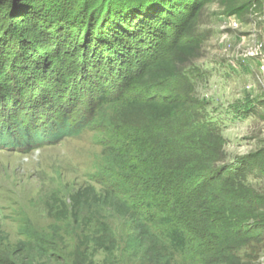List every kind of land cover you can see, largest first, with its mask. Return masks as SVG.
<instances>
[{
  "label": "rangeland",
  "instance_id": "374dc122",
  "mask_svg": "<svg viewBox=\"0 0 264 264\" xmlns=\"http://www.w3.org/2000/svg\"><path fill=\"white\" fill-rule=\"evenodd\" d=\"M34 1L40 5L38 9L35 7L41 16L39 24L44 25L38 26L36 32L42 36L45 32L66 38L62 53L49 50L54 59L63 60L62 64L52 61L60 77L55 76L49 82L53 85L57 78L60 81H65L64 77L69 78L65 87L57 82L58 88H50L42 81L31 82L30 76L26 75L24 83L33 86L19 96L18 88L12 86L10 99H7L9 96L4 95L1 86L6 80L11 85L15 84L9 76L11 68L6 64L2 66V62L5 59V62L15 63L21 59L8 54L4 58L0 56V73L6 72V76H0V136L7 135V143L12 144V148H0V252L19 258L20 248H15L34 240L31 236L35 234L54 237L58 247L53 249L55 256L69 253L70 250L66 251L63 242L56 238L57 235L67 236L69 231L48 217L46 205L49 199L58 197L70 206L69 197L82 187L97 186L99 182L124 187L122 181H117L112 175L118 169L115 168L116 161L109 156L117 140L123 139L125 143L128 138L122 130L115 129L111 121L117 108V86L113 82L122 68L118 60L100 59L99 55L107 48L104 43L97 46V36L100 39L113 38L117 43L116 52L122 51L120 45L123 42L118 37L120 40L126 38L132 48L135 47V43L132 45L135 39L140 44L139 49L148 50L147 39L152 31L135 28L138 22L149 23L148 28L161 24L166 27L174 23V17H179L180 21L189 15L178 30L183 32L175 34L171 31L169 39L164 37V49L174 41H192L198 47L197 57L178 64V79L161 83L162 88L154 87L146 93L138 88L130 90L132 95L141 98L160 96L163 89L177 91L186 106L177 115L173 125L176 128L189 123L195 115L200 117L197 124L203 131H209L214 141L209 144L211 150L208 153L217 157V175H220V181L224 180V183L212 184L214 192L209 197L210 201L216 207L231 208V215L238 221L233 229L225 232L212 259L225 257L229 259L227 264H264V0H184L186 4L175 8L171 5L167 12L160 11H165L161 7H168L166 3L169 0H133L136 2L129 6L126 16L117 19L98 16V25L96 22L92 24L91 20L75 22L71 16L69 20L51 16L55 9L53 1L68 3L70 0ZM172 10L179 13L167 15ZM8 11L9 6L0 5V28L5 27L3 24L8 19ZM121 13L125 15V10ZM104 14L108 13L100 15ZM155 16L158 17L157 23H150ZM10 17L16 27H21L22 21H18L17 16L15 19ZM34 21L32 18L31 23ZM88 27L97 30L96 38L91 41ZM122 28L127 30L122 32ZM22 32L28 34L27 30ZM156 35L154 32L151 38ZM14 37H18L17 34ZM27 39L37 41L33 35H28ZM4 41L7 40L1 38L0 42ZM139 49L131 50V53ZM93 59H100L98 63H101L104 74L99 72L96 75L93 70L87 77L88 65L92 64L90 61L96 62ZM33 65L27 63L25 68L29 71ZM4 78L7 79L3 81ZM86 78L94 81V85L103 81L105 90L115 89L108 102L101 104L98 100L100 91L91 93L89 88L82 86ZM185 83L190 87H184ZM38 87L40 89L36 90ZM27 111L40 117L36 124L27 122ZM212 120L215 122L208 126V121ZM65 123L68 127L81 125L83 130L60 142L33 148L18 143L22 132L37 141L40 131L56 134ZM226 193L233 196L229 203L222 200ZM143 211L155 212L153 208H143ZM84 215L120 227H127L130 222L128 218H118L100 208H90ZM76 241L80 242L79 239ZM7 245L14 250L8 249ZM22 253L23 264H47L49 260L39 263L29 250ZM104 254L102 251V257ZM182 263L190 264L187 259Z\"/></svg>",
  "mask_w": 264,
  "mask_h": 264
},
{
  "label": "trees",
  "instance_id": "16d2710c",
  "mask_svg": "<svg viewBox=\"0 0 264 264\" xmlns=\"http://www.w3.org/2000/svg\"><path fill=\"white\" fill-rule=\"evenodd\" d=\"M140 1L137 3L142 4ZM134 2L136 1L70 0L68 3L53 1L52 6L55 9L51 16L67 20L71 16L76 20L75 22L91 20L92 24L96 22L98 25V16L110 19L111 16L116 19L119 16L124 17L129 6ZM166 4L168 7H161L165 11L160 12L169 11L171 5L173 8L182 6L186 1L169 0ZM0 5L10 7V11L6 13L8 19L3 24L5 27L0 28V40L2 38L8 41L0 42V52L4 53L0 56L4 58L8 54L25 61L10 63L5 62L4 59L2 62V66L6 64L11 68L12 73H9V76L15 84L11 85L9 80H6L1 86L4 95L9 96L7 99H10L12 86L18 88V96L24 95L25 91L33 86L24 83L26 75L30 76L31 82L42 81L43 84L48 83L50 88H58L57 82L65 87L68 84V76L64 77L65 81L63 78V81L57 78V82L53 85L49 82L53 81L55 76H59V71L51 64L52 61L63 63L62 59H54L49 50L62 53L66 38L54 37L45 32L42 36L36 32L38 26L42 25L39 24L41 16L35 11V7L36 9L40 7L37 1L0 0ZM122 10H125V15L124 13L122 15ZM104 12L108 14L101 16L100 14ZM174 13L179 12L172 10L167 15L171 16ZM10 15L14 19L17 16L18 21H22L21 27L14 25ZM32 18L35 20L34 24L31 23ZM154 18L150 23H157L158 17ZM174 19V23L166 27L165 24L159 27L153 25L149 28V23L136 24L137 29L152 31L149 32L147 39L148 50L139 49L140 44L135 39L132 40V45L135 43V47L132 48L126 38L120 40L118 37L119 41L123 42L120 45L122 51L116 52L117 43L113 38L100 39L97 30L88 27L90 41L97 36V46L104 43V47L107 48L106 52L99 55L100 59L118 60L122 68L120 75L113 82L117 90L114 88L105 90L106 85L103 81L94 85V81L87 78L82 82V86L89 88L91 93L100 91L98 100L101 104H104V101L108 102L114 93L112 90L116 92L117 108L111 119L112 126L122 130L128 138L125 139V143L123 139L117 140L109 156L116 161L115 168L118 169L112 175L117 181H122L124 187L109 185L107 182H99L97 186L82 187L69 197L70 206L61 202L58 197H51L46 205L47 215L69 231L67 236L57 235L56 238L63 242L65 250L70 252L55 256L53 249L58 247L53 240L54 237L34 234L31 236L34 240H29L21 247L15 248H20L19 258L16 259L7 252H0V264H23L22 251L26 249L35 255L39 263L49 259L47 264H62L63 261H67L66 264H183L186 259L190 264H214L213 262L227 264L229 259L225 257L215 261L212 258L226 235L225 232L233 229L238 221L231 215V208L216 207L209 198L214 192L212 184L224 183L223 179L219 180L220 175H217L218 170L215 168L217 157L208 153L211 150L209 144L214 142L211 140L212 134L203 131L200 124H197L200 117L196 115L184 126L177 128L173 126L177 115L186 106L177 91L163 89L160 93L161 97L151 95L141 98L132 95L130 90L138 88L146 93L154 87L162 88L161 83L178 79V64L197 57L198 47L192 41L186 40L181 43L174 41L168 46L169 48L164 49L166 47L164 37L169 39L168 33L171 31H175V34L183 32L178 30L189 19V15L180 21L179 17ZM25 30L28 34L22 32ZM126 30L121 29L122 32ZM154 32L157 35L151 38ZM15 34L18 37H14ZM28 35L35 36L37 41H29ZM134 49L139 50L131 53ZM37 55L40 57L39 60ZM58 58H61V55H58ZM100 59L97 61L93 59L96 62L90 61L92 64L88 65L87 77L93 70L96 71V75L99 72L104 74L101 63H98ZM27 63L34 64V68L28 71L25 68ZM0 76H6V72L2 71ZM5 79L7 78L3 81ZM184 87L190 86L185 83ZM38 89L40 88H36ZM3 102L2 100V104ZM27 115L28 123L36 124L40 119L32 111H27ZM214 122L215 120L208 121L207 125L210 126V123ZM208 126L205 127L208 129ZM82 130L81 125L68 127L65 123L56 134H44L40 131L36 137L37 141H33L22 132L18 143H21L20 145L25 143V147L33 148L42 144L60 142L69 136L78 135ZM7 137L5 134L0 136V148L12 146L10 142L7 143ZM226 169L225 167L224 170ZM212 200L215 201L216 198L213 197ZM222 200L229 203L233 200V196L226 193ZM90 208L106 209L118 218H128L129 225L120 227L102 223L91 215L85 216V211ZM143 208H153L155 212H145ZM7 248L14 250L9 245ZM102 251L105 252L103 257Z\"/></svg>",
  "mask_w": 264,
  "mask_h": 264
}]
</instances>
